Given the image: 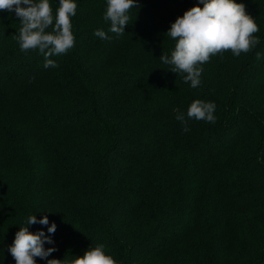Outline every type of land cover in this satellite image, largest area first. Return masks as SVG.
I'll return each mask as SVG.
<instances>
[{
  "label": "trees",
  "instance_id": "obj_1",
  "mask_svg": "<svg viewBox=\"0 0 264 264\" xmlns=\"http://www.w3.org/2000/svg\"><path fill=\"white\" fill-rule=\"evenodd\" d=\"M74 2L75 45L56 68L20 51L19 19L0 12V264H15L32 215L57 226L48 259L103 244L118 264H264V0H236L259 43L211 57L197 88L159 59L197 0H137L120 36L107 0ZM197 99L217 119L185 132L175 117Z\"/></svg>",
  "mask_w": 264,
  "mask_h": 264
},
{
  "label": "clouds",
  "instance_id": "obj_2",
  "mask_svg": "<svg viewBox=\"0 0 264 264\" xmlns=\"http://www.w3.org/2000/svg\"><path fill=\"white\" fill-rule=\"evenodd\" d=\"M137 6V0H107L103 19L110 22L109 31L122 35L129 24L130 10ZM76 9L74 0H59L55 14L50 0H0V12H14L21 24L16 36L20 51L38 50L45 58V68L58 67L50 57L66 54L74 47L71 18L76 15ZM258 31L254 17L247 13L244 3H237L236 0H197L194 6L171 23L165 35L175 41L174 48L170 56L162 54L159 59L171 66V72L185 74V83L190 82L192 88H197L201 84L203 64L226 51L237 57L251 52L259 43L255 35ZM94 34L101 39H111L103 30ZM256 58L260 59V53H256ZM215 110V103L197 99L188 107L186 116L178 112L175 118L187 132L188 119L215 123ZM34 224L47 226L48 234L43 230L30 231L29 226ZM56 227L54 222L49 225L47 216L41 219H37L36 215L29 216L8 247L15 264H37V258L46 260L47 264H118L113 256L106 254L103 244L89 247L82 256L72 260L48 259L57 251L55 247L45 248L46 243H54L52 234Z\"/></svg>",
  "mask_w": 264,
  "mask_h": 264
}]
</instances>
